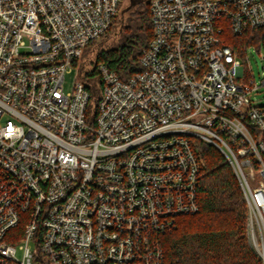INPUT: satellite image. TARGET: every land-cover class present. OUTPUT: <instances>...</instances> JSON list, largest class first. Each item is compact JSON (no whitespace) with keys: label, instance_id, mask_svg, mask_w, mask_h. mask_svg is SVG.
<instances>
[{"label":"built area","instance_id":"built-area-1","mask_svg":"<svg viewBox=\"0 0 264 264\" xmlns=\"http://www.w3.org/2000/svg\"><path fill=\"white\" fill-rule=\"evenodd\" d=\"M120 6L0 0V264H169L161 238L200 212L202 144L239 181L264 264V106L224 38L264 29V0H150L139 72L99 63L90 113L79 64Z\"/></svg>","mask_w":264,"mask_h":264},{"label":"trees","instance_id":"trees-1","mask_svg":"<svg viewBox=\"0 0 264 264\" xmlns=\"http://www.w3.org/2000/svg\"><path fill=\"white\" fill-rule=\"evenodd\" d=\"M150 0L140 3L127 13L124 21L120 14L102 40L85 50L79 64V76L91 94L89 112L99 99L102 79L98 64H105L125 80L139 72V56L152 38ZM115 36L104 48L109 37ZM232 47L248 48L264 45V29L247 31L235 36L229 28L224 36ZM94 53L87 56L89 50ZM90 52V53H91ZM204 162L199 189L200 212L178 219V227L163 236L165 258L169 264H262L250 246L247 235V204L231 166L214 147L202 144Z\"/></svg>","mask_w":264,"mask_h":264},{"label":"rangeland","instance_id":"rangeland-1","mask_svg":"<svg viewBox=\"0 0 264 264\" xmlns=\"http://www.w3.org/2000/svg\"><path fill=\"white\" fill-rule=\"evenodd\" d=\"M121 1V12L122 10H125L130 6V0H120ZM126 12L123 15H121V20L124 21V19L127 16ZM115 36L109 37V40L106 44L103 45L104 48L109 47L111 44H109L111 41H114ZM238 49V48H237ZM91 49L89 50L87 56H93L94 53H90ZM244 57V66L247 67L249 70H251L252 75L254 77V80L258 84V88L250 93V98L252 100V103L256 106H264V85L261 83L262 76L264 74V45L261 47L256 46H250L247 48L246 54ZM76 75L77 70L76 68H73L69 70L67 73H65V80H64V87L66 89V92L71 91L74 87L75 81H76ZM18 256H21V253H18Z\"/></svg>","mask_w":264,"mask_h":264},{"label":"water","instance_id":"water-1","mask_svg":"<svg viewBox=\"0 0 264 264\" xmlns=\"http://www.w3.org/2000/svg\"><path fill=\"white\" fill-rule=\"evenodd\" d=\"M147 2V0H130V6L126 8L125 10H122L121 15H123L126 12H129L131 9H133L136 5L140 3Z\"/></svg>","mask_w":264,"mask_h":264},{"label":"flooded vegetation","instance_id":"flooded-vegetation-1","mask_svg":"<svg viewBox=\"0 0 264 264\" xmlns=\"http://www.w3.org/2000/svg\"><path fill=\"white\" fill-rule=\"evenodd\" d=\"M137 6V5H136ZM135 8V7H134Z\"/></svg>","mask_w":264,"mask_h":264}]
</instances>
